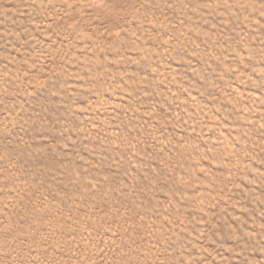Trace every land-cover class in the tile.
Instances as JSON below:
<instances>
[{
  "label": "rangeland",
  "instance_id": "374dc122",
  "mask_svg": "<svg viewBox=\"0 0 264 264\" xmlns=\"http://www.w3.org/2000/svg\"><path fill=\"white\" fill-rule=\"evenodd\" d=\"M0 264H264V0H0Z\"/></svg>",
  "mask_w": 264,
  "mask_h": 264
}]
</instances>
